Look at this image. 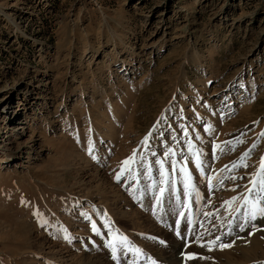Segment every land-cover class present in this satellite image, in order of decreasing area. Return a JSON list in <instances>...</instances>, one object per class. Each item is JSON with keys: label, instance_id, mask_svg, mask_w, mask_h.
I'll list each match as a JSON object with an SVG mask.
<instances>
[{"label": "rangeland", "instance_id": "rangeland-1", "mask_svg": "<svg viewBox=\"0 0 264 264\" xmlns=\"http://www.w3.org/2000/svg\"><path fill=\"white\" fill-rule=\"evenodd\" d=\"M262 132L264 0H0V158L9 148L17 152L0 161V264H82L73 262L82 255L99 257L96 264H164L158 254L177 236L178 212L171 210L175 195L153 208L147 199L149 190L158 195L157 159L170 173L172 160L192 173L202 201H194L195 192L183 194L177 170L176 209L213 229L203 239L228 232L226 195L232 188L240 189L234 196L243 193L241 182L257 172ZM227 141L221 153L216 145ZM198 149L205 176L194 160ZM134 151L135 163L124 166L131 171L117 181ZM233 162L249 167L232 169ZM225 166L232 170L221 173ZM207 174L244 179L213 180L209 191ZM105 209L113 216L100 215ZM243 213L231 229L243 223ZM260 220L262 227L245 225L241 234L247 241L260 232L264 247V219L252 223ZM184 223L186 240L177 237L193 249L198 245L186 230L205 228ZM116 230L147 259L126 249L114 259L108 244ZM44 239L62 248V259L41 250ZM206 248L200 254L225 262L223 250Z\"/></svg>", "mask_w": 264, "mask_h": 264}, {"label": "snow or ice", "instance_id": "snow-or-ice-1", "mask_svg": "<svg viewBox=\"0 0 264 264\" xmlns=\"http://www.w3.org/2000/svg\"><path fill=\"white\" fill-rule=\"evenodd\" d=\"M261 137H264V132L261 133ZM148 142V137L145 138L144 143L147 144ZM238 143H243V141H239ZM231 145L230 141L224 142V146L222 145H216V148L221 150V153L224 151L225 146ZM256 147V145H253V149ZM94 150V145L90 148V154ZM233 150V149H229ZM251 149L248 152H245L241 160H246L247 158L250 157L251 155ZM195 163L197 169L200 171L202 176H205V170L203 167V161L201 160V156L203 155L202 149H198L195 151ZM169 157L174 156L175 152L169 149L166 153ZM135 157L136 153L134 151L133 157H130L126 159L125 161L122 162L121 166V172L116 175V180L119 181L121 179V176L124 174L125 171H131V169H125V165H129L131 163H135ZM155 164L159 165V168L157 169L159 173V179L158 181L153 182V187L154 190L158 193L157 199H156V204L157 206L162 205L164 202V199L167 195V198L169 200L172 199V196L175 195V201L177 203V206L182 203L181 201V193L179 190L176 189L175 184L172 181V174L175 173L177 170H179L180 173L183 174V189L184 195L191 196L192 192H195L197 197H201V194L199 192V189L197 188L196 184L194 183L192 173L188 170L187 167L184 166V164L181 162L178 165L177 161H170V167H171V173L169 172V169L165 167V161L162 159H157L155 161ZM239 167H244L247 168L249 165L247 163H240V162H233L232 168L236 169ZM149 171H151V166H149ZM229 171L228 166H225L224 169L221 170V173ZM151 179V177H150ZM206 179L208 182L209 186V191H212L214 184L213 180H215L218 184L223 185V182L225 179L235 181L237 179H244L243 176L237 177L235 175H229L225 177L224 175H212V174H207ZM249 182L251 184V187H248L245 185L244 187L246 188V193H241L238 196L232 197L230 200L225 201L224 204L228 206L229 209V214L231 210V205L236 202L237 200H242V207L247 209L242 216L241 219L243 223L237 224L236 228L238 231H244L245 230V225H251L254 229L256 228L255 224L252 222L257 220L258 218L264 219V158H261V163L260 166L257 170L256 173H253L250 178ZM236 187H240L239 185H236ZM232 191H235V188L231 189ZM255 193L253 196L252 194ZM251 197V198H249ZM141 199L143 198V193H141ZM202 198V197H201ZM39 214V213H37ZM179 219L175 222L176 223V228L174 229L175 234L180 237L181 239L186 240V235L182 236L181 232L179 231V225L181 223V220L185 222V224H191L192 221L188 220V218L185 216V213L183 211H180L178 213ZM204 215H216L215 213H205ZM197 224H199L200 227H204L203 222L197 220ZM231 225L232 222L229 221V231L227 233H223L222 235H233L234 233L231 231ZM221 227H224V224L221 223ZM215 227V226H214ZM95 230V226H94ZM260 230V229H257ZM186 231H191L192 237H193V243H196L198 246L201 247H207L209 251L213 250L214 247H218L221 250L226 247H232V243H223L222 242V236L217 235L215 236L214 239L204 241L203 237L205 235L207 236H212L213 233L212 231L208 230L205 228V231L203 233H200L197 231H192L190 228L187 229ZM252 233H249L251 235ZM239 238V237H237ZM155 239V238H153ZM161 243H164L161 241ZM234 243V241H233ZM117 244H119V248L117 247ZM108 247L112 249V252L114 253L113 258L116 259L117 257L115 256V253L119 251L120 249H126L127 251H133L137 254H143L142 249L134 247L129 241L127 236H124L122 234H119V230H116V232L113 233V240L109 242ZM189 259H195L197 258L196 254H189L188 256ZM200 259H205V257H199ZM152 264H157L155 260H152ZM260 264H264V262H260Z\"/></svg>", "mask_w": 264, "mask_h": 264}, {"label": "bare ground", "instance_id": "bare-ground-1", "mask_svg": "<svg viewBox=\"0 0 264 264\" xmlns=\"http://www.w3.org/2000/svg\"><path fill=\"white\" fill-rule=\"evenodd\" d=\"M14 129H18V130H21V132L22 133H24L25 132V130H26V126L25 125H17L16 127H14ZM30 138H31V141H33L34 140V136H33V134L32 135H30ZM16 150L18 151V147H16ZM218 151V150H217ZM9 152H10V154L7 156L6 154V156L9 158V156H12V155H14V154H17V152H13L12 153V151H11V148H9ZM27 153H30L29 151L27 152ZM5 155L3 156V157H1V158H5ZM1 158H0V161H2L1 160ZM7 159V158H6ZM225 159V158H224ZM195 160V159H194ZM207 161V160H206ZM193 162V161H192ZM193 164H194V162H193ZM195 166V165H194ZM190 168V167H189ZM194 168V167H193ZM232 168V167H231ZM231 168H229V169H231ZM233 169V168H232ZM231 169V170H232ZM226 172V171H225ZM212 174H214V172H211ZM251 176V175H250ZM250 178V177H249ZM249 178H248V180L245 182V181H242L241 182V184L243 183L244 184V186L245 185H247L248 187H251V184H250V182H249ZM238 180V179H237ZM237 180H235V181H237ZM208 183V182H207ZM236 183V182H235ZM235 183H234V187H236L235 186ZM101 184V183H100ZM104 185V184H103ZM101 185H98V187H99V191H101L102 193H106V191L104 190V187L102 188V186L100 187ZM244 186H242V188H243V193H246V188L244 187ZM242 188H241V190H242ZM98 189V188H97ZM233 189V188H232ZM238 190H240V189H236L235 191H232L231 190V192L229 193V194H227L226 195V197H233L236 193H238L237 191ZM236 192V193H235ZM108 193V192H107ZM111 193V192H110ZM112 193H113V198L114 199H120L121 197H120V192L118 191L117 192V190H112ZM145 194H146V191L144 192ZM242 193V192H241ZM149 196L151 197V198H153L154 200L151 202V203H149V204H151L152 205V208L153 207H156L155 205L156 204H154L155 203V201H156V199L157 198H155V196L154 195H151L150 194V190L149 191H147V199H149ZM193 196H194V201H196V202H198V204L200 203V200H198L199 198H201V197H197V195H196V193L195 194H193ZM106 197H107V195H106ZM249 198H251V197H249ZM192 199V198H191ZM145 200V199H144ZM169 200V199H168ZM174 201V200H173ZM202 201V200H201ZM105 202V201H104ZM149 202V201H148ZM106 203H109V202H106ZM173 203V205H172V213L173 212H175V213H179L181 210H177L176 208V201H174V202H172ZM242 205V200H237V202H235V203H233V206L231 207V210H230V214L228 215V217H227V219H226V223H228L229 221H231V222H233V221H236V219H235V215H239L240 213H242V211H247V210H243L244 209V207H242L241 206ZM107 206V205H106ZM108 206H109V204H108ZM163 206V205H162ZM187 208L189 207L188 205H185ZM191 207V206H190ZM193 207V206H192ZM197 208H198V206H197ZM189 209V208H188ZM113 210V212L115 213V211H114V209H112ZM159 210V209H158ZM103 211H104V215L106 216V217H110V216H113V214H112V211H110V210H108V209H105V210H99V213H100V215H101V213H103ZM183 212H185L186 213V211H184V209L182 210ZM133 212H135V211H133L132 210V212H127V213H129L130 215H132L133 214ZM188 212V211H187ZM212 212V211H211ZM239 212V213H238ZM125 213V212H124ZM159 213V212H158ZM163 213V212H162ZM238 213V214H237ZM122 214V213H121ZM126 215V216H129L130 217V215ZM161 214V213H160ZM165 214H167V213H165ZM134 215V214H133ZM138 215V214H137ZM186 215V214H185ZM203 215V214H202ZM103 216V215H102ZM123 216H125V215H123ZM135 216H136V214H135ZM134 216V217H135ZM139 216V215H138ZM190 216V215H189ZM207 216V215H206ZM132 217V216H131ZM130 217V218H131ZM148 217V216H147ZM146 217V218H147ZM208 217L210 218L211 217V215H208ZM144 218V217H143ZM150 218V217H149ZM170 218H172V216L170 215L169 216V219ZM176 218L177 219H179V215H177L176 216ZM133 219V218H132ZM136 219H138L137 217H136ZM133 220H135V219H133ZM140 220H141V218H140ZM189 220H190V218H189ZM136 221H138V220H136ZM159 221V220H158ZM165 221V220H164ZM175 221H176V219H175ZM182 221V220H181ZM191 221H192V223H196V221L192 218L191 219ZM210 221V220H209ZM104 222H105V220H104ZM143 222H144V220H143ZM218 222V221H217ZM133 223V222H132ZM138 223V222H137ZM141 223V222H140ZM169 223H170V220H169ZM257 223V222H256ZM171 224V223H170ZM185 224V223H184ZM183 224V225H184ZM262 224L263 223H261V220L257 223V225H255L256 227H258V226H261L262 227ZM133 225H134V223H133ZM137 225H139V224H137ZM190 225V224H189ZM215 225V224H214ZM229 225V224H228ZM136 226V225H135ZM144 226V225H143ZM210 226V225H209ZM227 226V225H226ZM134 227V226H133ZM142 227V226H141ZM206 226H204V227H202L203 229L205 228ZM224 227H225V225H224ZM224 227H222V228H224ZM69 228V227H68ZM135 228V227H134ZM138 228H140V227H138ZM222 228H220V229H222ZM137 229V228H136ZM208 230H211V231H213V229L212 228H207ZM226 230H227V227H226ZM262 230V229H261ZM68 231V230H67ZM204 231V230H203ZM218 231V230H217ZM221 231V230H220ZM220 231L218 232V235L220 234L221 236H222V240H226L227 241V239H229V242H227V243H232V247H226V248H223L221 251L223 252V254H224V256H225V262H220V263H218L217 261H216V263L217 264H248V263H250V264H260V262H264V247H262V245L261 244H263V242H262V240L258 237L259 236V234H260V232L259 233H257V234H255V236H253V237H251V238H247L248 240L246 241L245 239H243V238H245V237H248V236H245V235H243V234H241L242 233V231H238L237 230V228H236V225L231 229V231L234 233L233 235H222L224 232H222V233H220ZM223 231H224V229H223ZM257 231H260V230H257ZM203 233V232H202ZM226 233H227V231H226ZM244 233V232H243ZM66 236L67 237H71L72 236V234L70 233V232H68V234H66ZM188 236V235H187ZM216 236V235H215ZM237 236H239V238H237ZM214 237V236H213ZM174 238V239H173ZM173 238H172V240H171V242H169V245H168V248H167V250L164 252V253H160V254H158L159 256V258L160 259H162V263H164V264H180V259H184V258H186L185 256H186V254L188 253V256H189V254H196L197 255V258H195V259H189L188 257V262H187V264H215V262H213L212 261V258L214 257L213 255H210L209 254V256H207V255H203V254H200V252L202 251V249H205L206 247H201V248H199V246H195L193 249H190L187 245H185V243H184V240L182 241V240H180L177 236L176 237H174V235H173ZM215 238V237H214ZM214 238H205L204 239V241H207V240H211V239H214ZM47 240L46 239H44V242H42L41 243V250H43V249H45L46 247L49 249V251L47 252L48 254H50L51 256H58V257H60L61 259H62V257H63V254L61 253L62 252V248L61 249H59V248H56L55 246V244H53V243H51V242H49V240L46 242ZM225 241V242H226ZM233 241H234V243H233ZM193 243V242H192ZM185 245V246H184ZM217 248V247H216ZM9 249V248H8ZM207 249V248H206ZM217 249H220V248H217ZM216 249V250H217ZM9 250H11L12 252H10L9 251V253H12V254H14L15 256H18V255H25V254H29V252L28 251H21V250H19V249H16V248H11V249H9ZM41 250H38V251H41ZM44 251V250H43ZM68 251V250H67ZM164 251V250H163ZM33 252V251H32ZM182 252V253H181ZM68 253V252H67ZM203 253V252H202ZM204 253H206V252H204ZM209 253V252H208ZM213 254V253H212ZM141 255H143L146 259H147V257H146V254H145V252H143V254H141ZM69 256H71V254L69 253ZM83 256V255H82ZM82 256H78L77 257V259L75 258V260L73 261V262H79V263H84V260H85V257H82ZM67 257V256H66ZM92 257V256H91ZM90 256H88V259H86L85 260V262H88L87 264H96L97 262H99V261H101L100 259H99V257H96V258H91ZM199 257H205V259H200ZM149 258V260H152V259H150V257H148ZM214 259V258H213ZM187 260V259H186ZM145 263V262H144ZM84 264H86V263H84Z\"/></svg>", "mask_w": 264, "mask_h": 264}]
</instances>
